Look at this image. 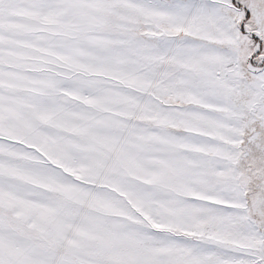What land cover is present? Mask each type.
Returning a JSON list of instances; mask_svg holds the SVG:
<instances>
[{
    "label": "snow or ice",
    "instance_id": "1",
    "mask_svg": "<svg viewBox=\"0 0 264 264\" xmlns=\"http://www.w3.org/2000/svg\"><path fill=\"white\" fill-rule=\"evenodd\" d=\"M0 264H264V0H0Z\"/></svg>",
    "mask_w": 264,
    "mask_h": 264
}]
</instances>
